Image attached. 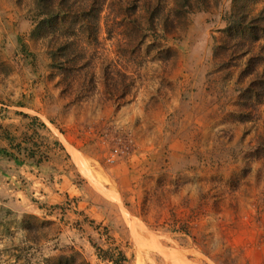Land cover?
Masks as SVG:
<instances>
[{
	"label": "rangeland",
	"instance_id": "1",
	"mask_svg": "<svg viewBox=\"0 0 264 264\" xmlns=\"http://www.w3.org/2000/svg\"><path fill=\"white\" fill-rule=\"evenodd\" d=\"M232 2L38 32L35 0H0V264H264V38L223 33Z\"/></svg>",
	"mask_w": 264,
	"mask_h": 264
},
{
	"label": "trees",
	"instance_id": "2",
	"mask_svg": "<svg viewBox=\"0 0 264 264\" xmlns=\"http://www.w3.org/2000/svg\"><path fill=\"white\" fill-rule=\"evenodd\" d=\"M72 0H35L36 7L38 11H40V17H45L39 22V25L37 26V31L41 32V30H45L44 26H49L51 30L59 32L63 27L66 26L69 19L76 18L80 13H83L85 18L88 20L90 26H93V23L95 24V28L97 29L98 25V18L99 15L103 12V7L107 0H91L90 3H88V0L85 4L84 8H80V11L77 12L75 8V4L71 2ZM142 1V8L143 10L150 13V17L153 19L159 18L163 13L164 10L161 9L158 5H152L150 4L151 0H140ZM202 2L205 8L209 7V0H199ZM256 0H233L232 2V10L231 14L229 16V23L226 28V30L223 32L224 34L228 35L230 40H234L236 38V35H248L249 37H252L254 40H260L261 38H264V33H260L257 28V20L255 16L251 15L250 6L252 3H255ZM191 6V0H181V9H189ZM123 8L122 11H125L127 8ZM144 11V12H145ZM181 14H182V10ZM72 15V16H71ZM71 26L73 25V22L69 23ZM256 25V26H255ZM69 40L67 42H63L61 44H56V47L54 49H51V55L52 60L54 61V64H58V54H67L66 51H69L70 44ZM257 87L256 90H254L253 86H255V83H252L251 86L246 89L245 93L251 94L252 99L259 98L261 96H264V78L258 82H256ZM259 91L262 93L260 94ZM24 117H27V115H23ZM167 227L168 230L171 232H181L184 231L180 227H177V222L175 219L171 218V221L165 222L163 227ZM185 234L186 231H184ZM100 253L104 255V259L109 261L112 264H126L128 261L126 253L123 251H118L117 253L109 250H103L100 248H96ZM46 264H51L48 260L45 261ZM63 262H66L68 264L70 261H66L61 259L59 264H62Z\"/></svg>",
	"mask_w": 264,
	"mask_h": 264
},
{
	"label": "bare ground",
	"instance_id": "3",
	"mask_svg": "<svg viewBox=\"0 0 264 264\" xmlns=\"http://www.w3.org/2000/svg\"><path fill=\"white\" fill-rule=\"evenodd\" d=\"M92 176V175H91ZM100 180V179H99Z\"/></svg>",
	"mask_w": 264,
	"mask_h": 264
}]
</instances>
